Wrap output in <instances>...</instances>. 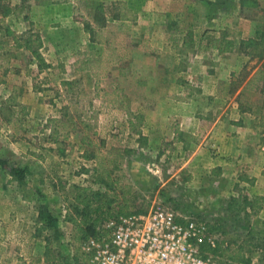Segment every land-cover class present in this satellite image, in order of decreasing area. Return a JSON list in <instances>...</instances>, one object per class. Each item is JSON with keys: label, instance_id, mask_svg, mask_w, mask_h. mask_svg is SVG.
<instances>
[{"label": "rangeland", "instance_id": "374dc122", "mask_svg": "<svg viewBox=\"0 0 264 264\" xmlns=\"http://www.w3.org/2000/svg\"><path fill=\"white\" fill-rule=\"evenodd\" d=\"M0 2H42L48 9L44 20H32L28 28L25 22H11L12 33L0 23V158L26 170L20 181L0 166V264H43L51 258L82 264L72 246L73 225L65 216L76 204L74 186L100 188L95 180L103 174L96 160L85 158V131L97 143L88 150L111 152L110 158L123 154L115 174L130 184L133 210L144 211L161 201L209 226L202 207L212 205V199L190 177L193 150L188 149L196 140L185 146L177 130L186 123L198 130L205 126V135L217 119L233 120L237 115L232 110L240 104L241 110L257 116L264 134V93L246 89L264 65V57L248 54L251 39L257 41L264 33V0ZM125 15L136 19H122ZM29 30L43 41L39 52L45 67L27 49L4 47ZM224 33L225 39L234 40L230 52H222L220 42L212 41ZM124 49L128 57L114 63ZM82 65L85 68L78 70ZM5 69L10 70L3 75ZM77 77L84 91L73 98L63 82ZM97 82L105 90L122 88L123 98L109 104L103 92L97 94ZM199 112L206 116L201 122L192 119ZM50 116L73 119L77 129L70 138L54 142ZM173 131L177 138L169 141ZM209 150L215 155L218 148ZM203 185L211 195V186L221 184ZM42 208L59 219L58 231L42 229ZM221 222H212L220 224L212 234L216 241L232 244L239 238L232 228L237 223L245 227L250 220L232 215ZM249 239L259 245L253 247V253L260 252L258 262H252L258 264L264 237Z\"/></svg>", "mask_w": 264, "mask_h": 264}, {"label": "trees", "instance_id": "16d2710c", "mask_svg": "<svg viewBox=\"0 0 264 264\" xmlns=\"http://www.w3.org/2000/svg\"><path fill=\"white\" fill-rule=\"evenodd\" d=\"M122 19L134 20L136 16L130 17L125 15ZM225 33L220 39L212 38L214 42L219 43V49L222 52H230L233 50L234 40L225 39ZM253 42V50L248 52L249 55H258L260 58L264 57V33L257 40L251 39ZM43 45L41 37L32 31H27L26 33L17 35L13 39V44L10 47H5V49H15L20 50L22 48L29 50L33 57L37 59L39 64L43 67L47 66L42 54L39 52ZM120 46V45H119ZM118 47H115V49ZM116 51V50H115ZM122 51V50H121ZM119 51L117 58L114 63H118L128 57V51ZM85 66L82 65L78 70L84 69ZM10 69H5L4 74ZM262 82L261 84H258ZM68 93L71 97H78L84 88L81 86L80 78H73L63 82ZM256 85V86H255ZM261 85V86H260ZM97 94L103 92V95L107 96L109 104L119 103L121 98H123V89L114 86L111 90H105L101 88L98 82L95 85ZM260 89L264 93V65L263 68H259L255 74L251 77L246 89ZM24 108V107H23ZM142 120V117L139 116ZM48 126L50 128V139L54 142L68 139L72 136L74 130L77 128V122L73 119L63 120L61 118L50 116L48 119ZM81 142L88 147H92L97 143L93 140L92 136L88 132H83ZM86 150L85 158L94 159L97 161L98 168L103 171L102 176L96 178L97 183H101L102 187L93 188L91 186H78L75 185L74 188L77 189L74 200L75 205L71 212H68L65 216V220L73 225V249L74 252L80 255L83 263L89 258L88 254L83 250V242L88 239L93 232L98 229L99 225L103 224L111 218H118L120 216H127L136 212L132 207V188L130 184L123 181V175L115 174L121 169V158L123 154L117 152L113 158H110L111 152L107 154H102L98 149L95 151ZM133 150H126L127 153ZM0 166L2 168H9L10 173L17 180L23 181L25 177L26 170L24 168L16 166L15 163L10 162L7 159L0 158ZM264 205V197H256L249 199L247 195L240 193L237 196H232L227 201V211L229 213L238 215L240 213H247V209H255L257 212ZM38 218L42 222V229L58 231L60 229V221L54 216L48 209L42 208L39 210ZM105 224V223H104ZM103 224V225H104ZM220 229V224H209V231L215 232ZM223 232L222 234H224ZM102 235H108V231L102 228L95 237H100ZM49 240V238H48ZM246 243L237 245L236 247L229 244L223 245V241H217L215 246H211L209 243L205 242L201 244V248L204 252L213 254L219 257L220 261L228 262L232 264H252L250 258L245 254ZM252 247H259L258 244H252ZM261 247V246H260ZM4 247L0 245V252ZM262 256L258 264H264V241L262 243ZM223 259H226L223 261ZM43 264H63L61 261L54 259H48Z\"/></svg>", "mask_w": 264, "mask_h": 264}, {"label": "crops", "instance_id": "0c3cea01", "mask_svg": "<svg viewBox=\"0 0 264 264\" xmlns=\"http://www.w3.org/2000/svg\"><path fill=\"white\" fill-rule=\"evenodd\" d=\"M0 2V23L9 27L11 33L15 22L17 25L27 23L30 27L32 20L36 24L47 17V5L42 6V2ZM7 24V25H6ZM24 29L17 31L22 33ZM16 32V33H17ZM232 110L236 113L233 120H221L220 118L213 123L211 129L206 131L205 126L195 128L186 125L177 130L178 135H183L181 140L188 147V140H196L192 145L193 150L189 156L188 162L194 165L191 171V182L195 186L201 185L204 196L211 198V204L202 207V213L206 219L212 223L214 220H229L232 213L227 211V201L232 196L240 193L247 195L249 199L256 197H264V134L259 129L257 116H252L251 112L240 109V104ZM205 114H195L192 119L203 121ZM263 123V122H261ZM177 132L173 131L169 135V141L177 138ZM199 136H203L200 141ZM210 147L218 148L216 154H211ZM186 148V147H185ZM184 147L183 150H186ZM224 151V152H222ZM196 165V166H195ZM205 175L203 177L202 175ZM230 183L228 184V182ZM210 182H220V186H211V195L203 184ZM219 206V207H218ZM244 220H250L245 227L242 223H237L232 228V233L236 237V241L232 244L223 242V245H231L236 247L243 242L246 243L245 254L253 263L258 262L260 252H255L252 242L249 238L264 237V205L255 212V209H247V213H240ZM237 215V216H238ZM262 219V222H259ZM221 222V223H222ZM236 227V228H235ZM239 228H247L246 232ZM226 234V232L224 233ZM253 253V254H252ZM258 253V254H257ZM226 259H223L225 261ZM226 264H232L226 262Z\"/></svg>", "mask_w": 264, "mask_h": 264}, {"label": "built area", "instance_id": "2783aa9c", "mask_svg": "<svg viewBox=\"0 0 264 264\" xmlns=\"http://www.w3.org/2000/svg\"><path fill=\"white\" fill-rule=\"evenodd\" d=\"M108 235L83 242L89 258L82 264H225L201 244L215 246L208 223L180 215L161 201L144 211L105 222Z\"/></svg>", "mask_w": 264, "mask_h": 264}]
</instances>
